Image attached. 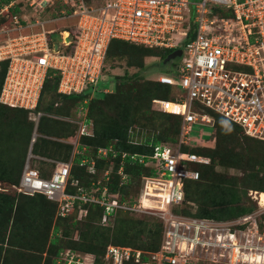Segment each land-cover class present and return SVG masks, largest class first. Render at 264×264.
Segmentation results:
<instances>
[{
	"label": "built area",
	"instance_id": "built-area-1",
	"mask_svg": "<svg viewBox=\"0 0 264 264\" xmlns=\"http://www.w3.org/2000/svg\"><path fill=\"white\" fill-rule=\"evenodd\" d=\"M190 5V0H107L92 8L86 0H0V64L8 62L0 103L28 110L35 124L19 182L0 181V192L41 194L57 204L55 215L62 218L75 211L77 218L85 217L89 206H99V220L106 227L114 225L119 212L149 213L162 221L158 249L112 243L97 264H199L201 259L254 264L259 252L250 238L251 228H241L251 213L218 220L180 215L174 208L186 202V181L200 178L196 165L211 163L209 156L186 147L215 145L212 111L241 126L246 135L264 140V0H198L194 19ZM71 18L77 20L62 28L47 27ZM115 39L149 48L181 49L179 58L186 54L157 77L172 86V99L156 98L154 108L178 115L181 123L177 141L157 143L152 153L121 151L110 145L91 156L81 148L82 137L94 135L87 107L74 108L71 117L38 109L48 78L59 77L57 92L62 95L94 90ZM43 116L71 122L76 132L66 138L42 135L38 127ZM199 126L211 128L210 136L193 135ZM41 136L71 144L70 157L60 160L34 154V143ZM78 155L89 184L71 179ZM35 159L53 164L52 169L41 171L33 164ZM98 159H105L106 166L99 168ZM130 163L147 168V173H130ZM113 175L118 178V191L110 188ZM55 258L53 264H96L73 249H64Z\"/></svg>",
	"mask_w": 264,
	"mask_h": 264
},
{
	"label": "trees",
	"instance_id": "trees-1",
	"mask_svg": "<svg viewBox=\"0 0 264 264\" xmlns=\"http://www.w3.org/2000/svg\"><path fill=\"white\" fill-rule=\"evenodd\" d=\"M56 8L60 10L62 8L61 4L57 3ZM69 20L76 21L77 18H71ZM73 22H69L68 24H71ZM112 49L117 50V54H125L126 51L130 50L132 53L133 59L130 60L129 65L131 66H139L140 68L144 67V57L147 56H161L164 60L167 58V56L174 50V49H167V48H149L144 45H137L133 44L127 41L115 39L111 42L107 56H110L112 53ZM110 53V54H109ZM109 54V55H108ZM106 61L103 69L106 70ZM7 61H3L0 64V91L1 87L4 81V77L7 71ZM121 79L122 82L117 83L116 91L114 92H106L105 96L102 98H92V101L95 100L94 103L98 99H108L109 97L112 100H118L117 94L124 97L125 95H128L129 97H136L135 100H146L147 104L151 106V109L159 114H162L165 117V120L168 124L161 130L159 133L154 135L151 138L146 139L143 142H133L129 139V124H119L117 121L113 120L109 123H100L98 120V110L99 108H91L89 104L88 108V115L89 118L92 120L94 125V135L93 136H84L81 139V148H86V153H88L91 156H95L98 148L100 147H108L110 145H113L115 149L121 150V151H128V152H139V153H152L154 146L157 143L160 142H171L174 143L177 141V137L179 135L180 131V123H181V117L175 114H170L167 112H163L160 110H157L154 108L153 100L156 98H163V99H172V86L166 85L161 82H159L156 79L153 81H148L145 84L141 85L140 92L138 96L133 95V91H136L139 89V86H135V80L134 75L129 76V74H124ZM59 77H56V79H47L46 84L44 87L43 95L41 102L38 106L39 110L46 111L48 113H59L61 114L64 110L69 109L67 108V105L65 103L73 102L76 104H80L81 100L84 99L83 95L75 96V95H62L57 92V86H58ZM129 84H132L129 89H126L125 87ZM52 94L56 99H52L50 101L46 100V96L48 94ZM90 92H88L89 94ZM134 99V98H133ZM56 101H61L62 105L59 107H55L53 104ZM119 108L123 111L124 108H129L126 104V107L124 105V102L117 103ZM0 105H3L0 103ZM97 105V104H96ZM95 105V106H96ZM6 106V105H3ZM8 107V106H6ZM99 107V104L97 105ZM11 108V107H8ZM11 109H19L22 110L23 113L27 112L29 114V111L22 108H11ZM74 109V108H73ZM72 109V111H73ZM65 115H69V111H64ZM67 113V114H66ZM215 118V132H216V143L213 147H196V148H189L186 147L187 150L194 151L203 155H207L211 158L210 164H198L196 167L200 171V178L198 180H187L185 184V190H186V202L187 201H194L198 202L200 204L199 210L195 212L194 215L200 216V217H209V218H215L218 220H229V219H235L239 218L245 214L252 213L254 210V207L248 206L243 203L244 197L248 195V191L250 189L258 190V191H264V180H259L258 173L255 172L254 167V161L250 162L247 160V163L244 164V158L245 156H241L240 153L235 152L232 148H229L230 142H234L233 138L235 134H238L244 142L246 139H250L255 141L256 143H259L263 145L264 150V140H260L257 138L250 137L244 133V130L241 126L234 123L233 121L227 119L226 117L215 113L214 111L211 112ZM99 110V115H100ZM74 115V111H73ZM102 117V115H100ZM46 121V123H45ZM105 121V120H104ZM33 123V122H31ZM165 124V123H164ZM43 125V126H42ZM20 126L19 131L22 130V134L26 133L28 134L26 136V140L24 143V148H22V152L24 153L22 156V160L15 159L14 161L8 162L10 166H7L5 164V169L0 170V181L6 184H13L18 183L23 171V167L28 155L29 150V143L32 139V128L28 129V124H12V128H18ZM24 129L27 131H24ZM18 130V129H13ZM39 133L42 135H48L52 137H58V138H66L71 135H73L76 132V125L71 122H66L63 120H58L55 118H51L48 116H43L40 119L39 127H38ZM16 136V133L14 137ZM29 140V141H28ZM57 142L58 144V152H60V155H49L50 152H57V148L54 149L50 146V142ZM248 142V141H246ZM18 142H15V145L18 146ZM14 145V146H15ZM15 146V147H16ZM36 151V152H35ZM72 151V145L69 143H64L58 140L50 139L47 137H39L37 141L34 143L33 146V153L36 155H41L49 158H55L60 160H67L70 157ZM49 153V154H48ZM81 156L78 155L75 159V164L72 168V176L71 179H78L81 184H89L90 183V176L87 173L85 167L79 165ZM217 163H223L225 165H232L234 167H238L243 169L244 175L238 180L236 177H223L219 178L217 180H213V183L211 185V190H209L207 193L200 194V192L194 187V185L200 183V182H206L208 177L211 174L215 175V165ZM97 164L99 168H102L106 166L107 161L105 159H98ZM262 165H264V162H261ZM127 170L130 173H134V175L139 176L142 174V172L147 173V168H144L141 165L136 164H128ZM217 177V176H216ZM213 177L212 179H214ZM262 181V182H261ZM261 182V183H260ZM118 184V178L116 175H113L112 183L110 184V188L112 191H118L119 186ZM240 187V188H239ZM127 190L125 187L123 188V193H125ZM138 191V190H137ZM129 193V192H128ZM22 195L25 194H19V193H8V192H0V197L12 200V202L16 201V206L14 209L17 211L18 205L23 206V204L27 205V207H24L21 211L22 216L18 217L20 219L21 227L23 228L24 221H26L28 218L27 213L29 212V209L32 210L34 208V205H37L39 203L46 204L44 201H40L39 203L30 204L29 202H25L24 199H22ZM41 195V194H36ZM34 195V196H36ZM30 196V195H27ZM43 196V195H41ZM200 196H204L202 199L203 202L200 203ZM45 201L49 202V205H53L55 208V213L57 210V204L55 202H52L48 200L45 196H43ZM20 203V204H19ZM30 205V206H29ZM29 206V207H28ZM48 208V205H45L44 209ZM51 207H49L50 209ZM15 211V213H16ZM14 213V214H15ZM188 214L191 212H187ZM16 215V214H15ZM78 211H75L72 215L67 217H57V224L55 226L54 230V237L50 240L48 244V249L43 252H38V255H41L42 261L36 263V264H53L54 259L56 256L59 255V253L64 249H73L77 251L84 252L89 259L93 260L96 264L101 262L102 256L104 255L106 248L109 244H112V242H108L110 237V232H115L118 234L120 232L124 237L118 238V240L114 241L118 245H130L133 247L141 248L148 251H153L159 248L160 245V238H161V223H154V226H157L155 229H158L160 227L159 232H156L153 234V240L151 241L149 246L142 245H136L134 242L135 238H139L140 241H143L142 243L147 242L146 235L141 236L139 233H137L135 228L136 220L139 218L138 216L131 215L129 213H123L119 212L117 214L116 219L114 220L115 223L113 226H102L100 223V218L102 216V209L99 206H89V212L88 215L85 217L77 218ZM16 217L8 219V225L10 226L8 230L10 231V234H12L13 227L15 225ZM136 222V223H135ZM91 223L95 224L94 230H86L83 232L82 235V241L85 242H76V240L72 239L65 243L62 246H55L58 242L62 240L65 236L64 229L62 227L63 225H70L71 227H78L80 225H86L89 226ZM29 228V226L25 225L24 228ZM134 229V230H133ZM133 230V232H131ZM151 231H153L151 229ZM8 232V231H7ZM140 235V236H139ZM106 238V242L104 243V246L102 248H99V244L101 243V238ZM129 238V239H128ZM145 238V239H144ZM10 240V239H9ZM80 239H77L79 241ZM133 240V242L131 241ZM86 241L88 243L86 244ZM10 243V241H9ZM19 246V245H18ZM22 247L28 251H32V245L29 244L26 246H19ZM35 251V250H33ZM36 252V251H35ZM26 254V252L18 253L23 256V254ZM40 257V258H41ZM7 264V261L6 263ZM35 264V261L34 263Z\"/></svg>",
	"mask_w": 264,
	"mask_h": 264
},
{
	"label": "rangeland",
	"instance_id": "rangeland-1",
	"mask_svg": "<svg viewBox=\"0 0 264 264\" xmlns=\"http://www.w3.org/2000/svg\"><path fill=\"white\" fill-rule=\"evenodd\" d=\"M87 4L92 7L96 8L100 5H103L106 3L107 0H86ZM191 1V16L194 19L195 12H196V3L198 0H190ZM69 22H73V20H60L57 23H53L48 25L47 27L51 28H62L65 25H67ZM58 35V34H57ZM175 51V50H173ZM172 51V52H173ZM171 52V53H172ZM110 54V53H109ZM108 54V55H109ZM186 57V54H184L182 57H178L175 59H172L169 62H164L165 60L161 56H147L144 57V67L140 68L139 66H131L129 65V62L132 57V53L130 50L126 51L125 54H117L116 49H112V53L110 56H107L106 61V70L104 71V74L100 77L98 83L95 86V89L90 91V93L83 94L84 99L81 100L80 104H76L73 102L65 103L67 105V108L64 110L69 111V115H65V113H55L62 116H73V108L85 106L89 108V104L91 108H99L98 110V120L100 123H109L113 120L117 121L119 124H129V139L133 142H143L148 138L153 137L155 134L157 135L159 131L168 124L165 120V117L162 114H159L151 109V106L147 104L146 100H135L136 97H129L128 95H125L124 97L120 95L118 96L119 101L112 100L109 97L108 99H98L95 102V100L92 101V98H102L105 96L106 92H114L116 91L117 83L122 82L123 79H121L124 74H129V76L135 77L134 81L135 86H139V89L136 91H133L134 96L139 95V90L141 85H146L145 83L150 81H153L156 79L159 75L167 73L166 71L173 68V66L177 65L179 61L182 59L184 60ZM132 84L127 85L125 88L129 89ZM92 93V95H91ZM134 98V99H133ZM52 99H56L52 94H48L46 96V100L50 101ZM87 101V104L84 103V101ZM119 102H124V105L126 107V104L129 108H124L123 111L119 108L118 104ZM99 104V107L97 105ZM54 105V104H53ZM96 105V106H95ZM55 106V105H54ZM56 107V106H55ZM100 110V115H99ZM67 114V113H66ZM105 120V121H104ZM29 119V114L27 112H24L19 109H11L6 106L0 105V170L5 169V164L7 166H10L8 162L14 161L15 159L22 160L23 152L22 148H24V143L26 140V136L28 134L23 133L22 130L19 131L20 126L18 128H12V124H28V129L32 128V132L34 131L35 124L34 122L31 123ZM46 123V121H45ZM165 123V124H164ZM43 126V125H42ZM18 129V130H13ZM211 128L208 126H199L196 127L193 131V135H201L200 137H209V133L211 132ZM24 131H27V129ZM16 133V136L14 137ZM234 142H230L229 148H232L235 150V152L240 153L241 156H245L244 158V164L247 163V160L250 162H253L254 160V170L256 173H258L259 180H264V165L261 164V162H264V150L263 145L256 143L253 140L246 139L244 142H242L243 139L238 134L234 135L233 138ZM29 141V140H28ZM248 141V142H246ZM15 142H18V146L15 145ZM50 146L54 149L57 148V152H50L49 155H60V152H58V144L57 142L49 141ZM30 144V143H29ZM16 147H15V146ZM30 147V145H29ZM36 152V151H35ZM33 164L40 169L41 171H45L46 173L52 169L53 164L48 163L46 161L35 159L33 160ZM248 165V163H247ZM215 175L211 174L206 182H200L196 185H194L193 188L195 190L197 189L200 194L207 193L209 190H211V185L213 183V180H217L219 178L223 177H236L238 180L244 175V171L241 168L234 167L232 165L228 166L223 163H217L215 165ZM249 166V165H248ZM217 176V177H216ZM215 177L214 179H212ZM262 182V181H261ZM260 182V183H261ZM6 185V183H4ZM4 186V185H3ZM240 188V187H239ZM258 190L250 189L248 191V195L244 197L243 203L254 207L253 212L251 213L252 218L249 219L245 224L241 225L242 229H245L247 227H250L249 233H251L250 238L253 239L255 242L254 245H257L259 247V253L255 255L254 260L263 262L258 263L254 262V264H264V255L261 254L264 250V206H261L259 203L260 200L256 198L255 192ZM12 193V192H11ZM254 193V194H253ZM204 196H200V203L203 202ZM22 199H24L25 202H30V204L39 203L40 201H44L48 205V208L44 209L43 204L39 203L38 205H34V208L32 210L29 209V212L27 213L28 219L24 221V224L30 227H35V231H25L27 228L21 227L20 219L18 217L22 216L21 211L24 207H27V205L21 204V206L18 205L17 211L14 209L16 206V201L10 199H5L3 197H0V237L4 238L6 236V233L8 231V228L11 223L8 225V219L10 221L14 216L16 217L15 225L12 230V234L10 235L11 239L10 241H13V237L16 238L15 242L19 246H26L29 245V241L32 242V249L38 252H43L47 250L48 244L50 240L54 237V230L55 226L57 224V217L55 213L54 206L50 203L45 201L44 197L41 195L36 196H27L22 195ZM20 204V203H19ZM30 206V205H29ZM49 207H51L49 209ZM200 204L198 202L194 201H187L184 203L181 207H175L174 212L178 213L180 215H194L197 210H199ZM16 211V213H15ZM191 212V214L187 213ZM16 215H15V214ZM197 216V215H195ZM139 218L136 220L135 228L137 233H139L141 236H145L147 238V242L142 243L143 241H140L139 238H135L134 242L136 245H144L149 246V244L154 242L153 234L156 232H159L160 227L158 229H155L157 226H154V223H161V219L155 215L149 214V213H143L138 216ZM162 225V224H161ZM255 226V227H254ZM62 227L65 232L64 238L60 242L57 243L55 248L59 245L62 246L65 243H68L71 238L76 240V242H85L82 241V235L83 232L88 230H94L96 227L95 224L91 223L89 226L86 227V225H80L79 228L77 227H71L70 225H63ZM163 227V225H162ZM133 229V230H134ZM151 229L153 231H151ZM133 230L131 232H133ZM162 230L161 228V236H162ZM255 231V233L253 232ZM139 235V236H140ZM124 235H122L120 232L116 234L115 232H110V237L108 242L116 243L118 238H122ZM241 237V236H240ZM77 239H80L77 241ZM129 239V238H128ZM145 239V238H144ZM245 240V237L242 235L241 237V243ZM133 242V240H131ZM106 242V238H101V243L99 244V248H102L104 246V243ZM133 242V243H134ZM88 241H86V244ZM161 243V238H160ZM21 255V254H18ZM207 256V254H206ZM41 255H37V258L42 261ZM207 258V257H206ZM56 260V258L54 259ZM40 261V262H41ZM199 264H215L210 261H205L204 259L199 262ZM219 264H229L226 261L219 263Z\"/></svg>",
	"mask_w": 264,
	"mask_h": 264
},
{
	"label": "crops",
	"instance_id": "crops-1",
	"mask_svg": "<svg viewBox=\"0 0 264 264\" xmlns=\"http://www.w3.org/2000/svg\"><path fill=\"white\" fill-rule=\"evenodd\" d=\"M43 207H45V204H43ZM34 228L35 227L32 228L29 226V228L25 229V231L28 230L32 232L35 231ZM10 235V231L8 230L4 238L0 237V264H4L6 263V261L7 264H33L34 261L36 264L39 260L37 258V255L39 254L38 251H28L22 247H19L18 244L15 242L17 240L16 238L13 237V241L9 240L11 239ZM28 243L32 245L31 241H29ZM23 252H26V254L24 253L23 256L18 255V253Z\"/></svg>",
	"mask_w": 264,
	"mask_h": 264
},
{
	"label": "bare ground",
	"instance_id": "bare-ground-1",
	"mask_svg": "<svg viewBox=\"0 0 264 264\" xmlns=\"http://www.w3.org/2000/svg\"><path fill=\"white\" fill-rule=\"evenodd\" d=\"M254 194V193H253ZM255 195H256V198L258 199V200H260V204H261V206H264V191H256L255 192ZM257 253H259V252H256V254ZM260 254V253H259ZM261 254H263L264 255V253L262 252ZM258 262V263H262L263 262V260H262V262H260V261H257V260H254V262Z\"/></svg>",
	"mask_w": 264,
	"mask_h": 264
},
{
	"label": "water",
	"instance_id": "water-1",
	"mask_svg": "<svg viewBox=\"0 0 264 264\" xmlns=\"http://www.w3.org/2000/svg\"><path fill=\"white\" fill-rule=\"evenodd\" d=\"M182 54V50L181 49H177L175 51H173L172 53H170L167 58L165 59L164 62H169L171 61L172 59H175L177 58L178 56H180Z\"/></svg>",
	"mask_w": 264,
	"mask_h": 264
}]
</instances>
